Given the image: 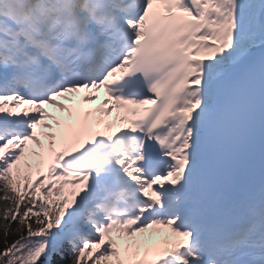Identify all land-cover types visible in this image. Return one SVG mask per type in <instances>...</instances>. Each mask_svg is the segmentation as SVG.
I'll return each instance as SVG.
<instances>
[{
	"label": "bare ground",
	"instance_id": "bare-ground-1",
	"mask_svg": "<svg viewBox=\"0 0 264 264\" xmlns=\"http://www.w3.org/2000/svg\"><path fill=\"white\" fill-rule=\"evenodd\" d=\"M40 1H41L40 3H37V0H28L27 2L22 3L19 0H9L7 2V5L21 7L20 9L22 11L19 12L18 16H15V19L21 22L22 20H26V19L28 20L30 14L33 17L34 12H36L37 10H40L42 8L49 10L52 7H55L54 2L56 0H52L48 4L46 3V1L48 0H40ZM7 5H4L6 9L4 10L5 12L3 13H5V15L9 16L12 19V12L10 11ZM231 32H232V28L230 24L227 23L225 33L230 37ZM237 53L238 52H235V54L229 58L230 62H233L238 58ZM198 54L207 61H212V62L217 61L216 60L217 58L209 51L199 50ZM100 91L101 89L99 88L98 82L96 80L91 81L89 85V93L87 97V101L89 102V104H91V106L95 105L96 102H102L100 101V99L102 100L105 99L104 96H102L101 94L102 92ZM70 95L71 94L68 91L57 92L53 94L49 100L47 99L45 100L46 104L41 103V104L30 105L27 103H21L20 101L13 102L12 100H6V102L8 109L18 108L21 112H24L26 114L29 110L30 114L36 115V117H34L33 124L34 127L36 128L37 134L41 137L39 141L42 140L44 143L47 144L48 147L50 146L52 147L51 152H49L50 149L45 146L44 155H45V159L48 157L47 158L48 164L55 165L57 167L64 169L74 170L76 166L85 163L79 160L78 158L79 151L77 149L79 147L80 139L86 140L91 144L90 146L94 148V152L91 156V160L93 162H96L97 160L100 161L103 160L104 158H106V155L101 153L99 144H95L91 141L90 133L85 123V119L80 115L78 108L74 110V111L78 110V112L71 111L72 113L67 116L66 112L62 109V107H60L61 102H64L68 97H70ZM193 103L194 106L203 105V103L199 102L197 99L193 100ZM121 110L122 107H116L111 112V114L109 113L110 120H112L113 122H117L118 124L130 129L131 128L130 116L121 112ZM7 111H8L7 109H0V118L6 116ZM62 115L64 116V119H67V121L68 120L72 121L73 133L69 132L68 129L63 127L65 124L63 125L62 121L60 122V118ZM98 116L100 115L98 114ZM54 122L59 124L58 126H55V129L57 128L58 132L55 135V138H51L50 133L51 130L54 129L53 128ZM6 131H9V129H6ZM37 150H39V147H37ZM53 151L56 152L55 160H52V155L54 154ZM186 154L187 152H184L183 157ZM84 204L88 205L87 202H85ZM88 206L86 209L87 213H89Z\"/></svg>",
	"mask_w": 264,
	"mask_h": 264
},
{
	"label": "trees",
	"instance_id": "trees-1",
	"mask_svg": "<svg viewBox=\"0 0 264 264\" xmlns=\"http://www.w3.org/2000/svg\"><path fill=\"white\" fill-rule=\"evenodd\" d=\"M0 173V264H84L78 255L35 257L36 238L50 229L40 205L18 189L15 181H4Z\"/></svg>",
	"mask_w": 264,
	"mask_h": 264
},
{
	"label": "rangeland",
	"instance_id": "rangeland-1",
	"mask_svg": "<svg viewBox=\"0 0 264 264\" xmlns=\"http://www.w3.org/2000/svg\"><path fill=\"white\" fill-rule=\"evenodd\" d=\"M113 128L110 126L108 129L110 130ZM22 136L26 135L21 134ZM20 135H16L15 137H19ZM28 141V147L31 148L33 141L30 137V139H27ZM20 144L21 141H18ZM18 145V144H17ZM21 148V152L17 151L16 149H13L9 143H4V140L0 142V163H8L9 164H17V163H24L30 168V175L33 179L42 178L45 182H47V179L52 176L54 172H59L56 169H49V172H46L45 169H43V172L40 174V176H37L38 168L44 167L45 163L42 159L37 160V154L34 152H29L26 148L25 144L19 145ZM17 146L18 148H20ZM17 151V152H13ZM33 161V162H32ZM32 162V163H31ZM35 169V170H34ZM92 181L89 182L87 187L85 188V194L83 195V198H89L92 194ZM144 192L147 193V189L143 188ZM81 210L78 211L80 213ZM69 221L74 226H77V222H80V219H78L77 215H74L72 213L69 217ZM87 227V226H84ZM58 232V230H57ZM59 237H65L67 239H70L71 232L67 230H59ZM160 234H157L155 232H147L144 230H138L137 224H125V225H114L111 226L110 231H108L106 234L99 236V234H92L88 238V241L84 242V245L87 247V251L89 252V255L96 254V257L99 258L100 261L103 262V264H112L115 260L122 262V264H127V262L132 259L133 252L138 247H143V250H148V243L151 239L160 238Z\"/></svg>",
	"mask_w": 264,
	"mask_h": 264
}]
</instances>
